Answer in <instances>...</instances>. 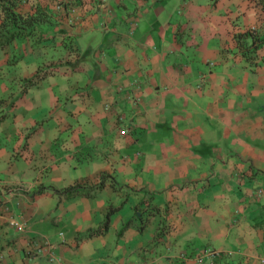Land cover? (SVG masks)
Listing matches in <instances>:
<instances>
[{
    "label": "crops",
    "instance_id": "0c3cea01",
    "mask_svg": "<svg viewBox=\"0 0 264 264\" xmlns=\"http://www.w3.org/2000/svg\"><path fill=\"white\" fill-rule=\"evenodd\" d=\"M11 1L0 264H264V0Z\"/></svg>",
    "mask_w": 264,
    "mask_h": 264
},
{
    "label": "trees",
    "instance_id": "16d2710c",
    "mask_svg": "<svg viewBox=\"0 0 264 264\" xmlns=\"http://www.w3.org/2000/svg\"><path fill=\"white\" fill-rule=\"evenodd\" d=\"M3 2H4V7L2 8V13L4 14L5 19H6V22L4 23V25H5V28L7 29V32H10V34L2 42H0V46L6 45L9 41V39H11L14 36H19V35L26 36V35H28L27 30L29 29L28 27L27 28L25 27V26H27L26 21L20 20L21 16L15 14L13 11L10 10L13 2L11 0H4ZM16 20H20L22 26H20V27L16 26V27H14V28H16V30H13V26H9V25H14ZM0 27H3V26H0ZM66 192H67L68 196L74 195L78 192L77 187H71V188L67 189Z\"/></svg>",
    "mask_w": 264,
    "mask_h": 264
},
{
    "label": "built area",
    "instance_id": "2783aa9c",
    "mask_svg": "<svg viewBox=\"0 0 264 264\" xmlns=\"http://www.w3.org/2000/svg\"><path fill=\"white\" fill-rule=\"evenodd\" d=\"M203 254L207 255L209 257H217V256H219V252L218 251L211 250V249L203 250Z\"/></svg>",
    "mask_w": 264,
    "mask_h": 264
}]
</instances>
